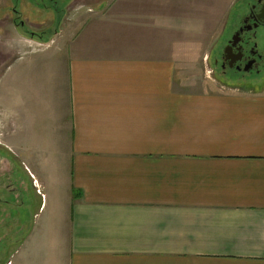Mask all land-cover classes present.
Listing matches in <instances>:
<instances>
[{
  "label": "crops",
  "instance_id": "obj_1",
  "mask_svg": "<svg viewBox=\"0 0 264 264\" xmlns=\"http://www.w3.org/2000/svg\"><path fill=\"white\" fill-rule=\"evenodd\" d=\"M39 2L17 9L57 25L52 48L21 54L30 25L0 19V153L29 187L17 264H264V85L185 84L251 0Z\"/></svg>",
  "mask_w": 264,
  "mask_h": 264
},
{
  "label": "flooded vegetation",
  "instance_id": "obj_2",
  "mask_svg": "<svg viewBox=\"0 0 264 264\" xmlns=\"http://www.w3.org/2000/svg\"><path fill=\"white\" fill-rule=\"evenodd\" d=\"M13 1L9 7L12 10L13 23L20 26L30 24L31 21H26L17 9L18 0ZM64 1L40 0L38 4L50 8L55 3L59 7ZM30 34L36 37L37 33ZM214 63L219 69L218 73L227 81L240 82L247 86L264 85V0H251L242 23L226 42ZM4 161H7L5 166ZM28 194L26 179L18 174L13 162L5 159L0 153V235L3 234L6 224L12 229L15 206L22 204ZM4 206L8 209L4 210ZM7 238L9 240L0 236V250L8 251L9 247L14 245L11 241L12 235ZM1 255L0 261L4 260V253Z\"/></svg>",
  "mask_w": 264,
  "mask_h": 264
},
{
  "label": "rangeland",
  "instance_id": "obj_3",
  "mask_svg": "<svg viewBox=\"0 0 264 264\" xmlns=\"http://www.w3.org/2000/svg\"><path fill=\"white\" fill-rule=\"evenodd\" d=\"M2 1V0H1ZM5 1V0H3ZM79 1L78 4H76L75 2ZM89 1H95V0H65L63 3H61V5L59 6L60 10L59 13L61 14V10L65 7H67L69 4H71L72 2H74V4L72 5V9H75L76 11L81 10L83 8H85V3L89 2ZM11 5V4H10ZM9 5V6H10ZM8 8L5 10L4 14H0V19H4L5 20V24H13V14L11 13L12 10ZM89 13H94L93 9H86ZM22 17L24 19H26V21H29V17L27 15H22ZM53 21H56L55 19H53ZM57 22V21H56ZM58 23V22H57ZM30 26H28V28H31L30 31H33V33H37L35 34L36 37H33L31 34H27L26 31L28 30L26 27H21L20 29V33H22L23 38L21 43L23 44L21 49L22 51L21 54H23L24 52H30L31 50H41V49H45V48H52L53 46H56V44H58V42H56L55 39H53L52 41L51 38H53L54 36V31L57 29V25H53V26H44L42 24V26H34L33 24H29ZM19 27V25H17ZM5 34L8 35H12L11 31L7 30V26H6V32ZM39 35V36H38ZM38 37V38H37ZM32 38H37L39 42H44L47 44V46L45 44H40L39 42L37 44H35L32 41ZM36 41V40H35ZM7 45V43H6ZM43 45V46H42ZM8 47V46H7ZM32 47V48H31ZM10 50V49H9ZM30 50V51H29ZM19 50H17L18 52ZM27 55V54H26ZM24 55V56H26ZM22 56V57H24ZM215 72V74H213ZM218 70H216V68L214 67L213 71H211L210 73L208 72V74H195V75H189L185 81H186V85H188L189 82H192L194 84L197 85V90H199V88H202L203 90H209L210 92H216L218 91L215 81H216V76H217ZM218 82V81H216ZM183 83V82H182ZM208 88V89H207ZM41 191L40 189L38 190V192ZM40 194H42L41 192H39ZM32 196L34 197V199L36 200V196L33 193V191H31ZM12 231V229L10 230L8 228V224H6V228L3 231V234L0 235L2 238H6V240H9L8 235H10V232ZM12 235V234H11ZM12 241V240H11ZM19 246H11L9 247L8 251L6 250H0V259L2 257V252L4 253V260L0 261V264H17V258H18V254H16L17 250H18Z\"/></svg>",
  "mask_w": 264,
  "mask_h": 264
},
{
  "label": "built area",
  "instance_id": "obj_4",
  "mask_svg": "<svg viewBox=\"0 0 264 264\" xmlns=\"http://www.w3.org/2000/svg\"><path fill=\"white\" fill-rule=\"evenodd\" d=\"M43 46V45H42ZM47 46V45H46ZM34 178V177H33ZM35 183L37 184V181H35ZM39 192H41V191H39ZM11 264V263H10Z\"/></svg>",
  "mask_w": 264,
  "mask_h": 264
}]
</instances>
